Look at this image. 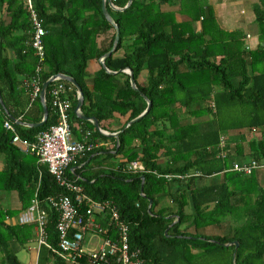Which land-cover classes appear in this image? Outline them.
I'll list each match as a JSON object with an SVG mask.
<instances>
[{
  "label": "trees",
  "instance_id": "16d2710c",
  "mask_svg": "<svg viewBox=\"0 0 264 264\" xmlns=\"http://www.w3.org/2000/svg\"><path fill=\"white\" fill-rule=\"evenodd\" d=\"M128 1L113 0L119 7ZM32 3L47 31L41 85L58 72L75 77L84 92V112L112 132L146 109L140 91L152 101L150 110L117 139L76 114L78 91L71 84L73 132H80L73 122L77 120L82 125L78 138L91 132L94 148L77 158L76 165L85 164L71 166L67 177L94 199L117 206L130 227L131 248L140 251L143 264H264V185L256 173L229 170L235 160L264 161V0L255 8L260 43L249 50L237 33L218 37L225 31L219 28L213 8L200 0H133L124 10L107 3L120 38L105 63L114 71L131 67L139 90L132 87L127 72L109 73L101 63L99 70H90L91 60L100 62L116 37L102 0ZM175 4L178 7H165ZM198 20L199 30L194 26ZM32 34L27 0H0L1 93L17 119L34 123L42 119L43 105L40 95L32 99L31 88L24 84L38 64ZM218 42H223L222 48ZM50 99L48 92L49 117L38 127L19 124L0 110V153L6 160L0 170V191H15L20 200L18 208L4 207L0 200V264H23L18 251L36 239L35 224L8 218L31 205L38 187L41 199L72 194L46 164L38 163L35 153L13 144L12 132L4 127L9 119L22 138L35 141L55 123ZM254 128L260 135H251ZM222 135L228 138L224 157L219 154ZM108 140L111 148L99 145ZM133 160L145 170L128 171ZM157 173L184 177L166 180ZM218 174L219 178L206 180ZM141 175H145L143 191ZM45 206L50 246H40L37 264H70L53 250L59 239V212ZM96 218L113 236L117 234L109 216ZM224 224L225 233H209V227Z\"/></svg>",
  "mask_w": 264,
  "mask_h": 264
},
{
  "label": "built area",
  "instance_id": "2783aa9c",
  "mask_svg": "<svg viewBox=\"0 0 264 264\" xmlns=\"http://www.w3.org/2000/svg\"><path fill=\"white\" fill-rule=\"evenodd\" d=\"M27 6L33 22V34L31 45L38 57L36 73L31 79H24V84L31 88L32 99L40 95L42 85L39 74L46 58L43 19L35 10L32 0H27ZM50 102L55 115V123L41 131L35 141L22 138L16 130L15 124L6 119L4 127L12 132V142L26 153H35L38 163L46 164L61 186H65L72 194H60L39 198L38 188L29 207L21 211L17 216L8 218L9 221L19 224H35L37 245V257L42 244H47L46 225L48 222L49 205L58 212L57 230L59 234L58 244L53 248L54 252L64 258L70 264H143L138 249H132L130 245V227L122 220L120 212L110 200L99 201L84 192L83 187L67 177V170L77 163V158L91 151L94 143L91 142V132H86L81 139L74 137L71 121V109L73 90L70 82L57 79L52 82ZM3 109L0 103V110ZM253 131H256L254 128ZM227 136L222 135L219 144V154L225 156ZM145 167L137 160L128 165L130 172H143ZM229 170L242 174L264 173V161L249 159L235 160ZM193 172L191 175H199ZM42 171L39 169V177ZM166 180L183 178L181 174L157 173ZM189 176V175H186ZM109 216L113 222L117 234L113 236L108 228L97 222V215ZM88 233L93 236H101V244L98 247L85 248L84 243ZM50 246V245H49Z\"/></svg>",
  "mask_w": 264,
  "mask_h": 264
},
{
  "label": "crops",
  "instance_id": "0c3cea01",
  "mask_svg": "<svg viewBox=\"0 0 264 264\" xmlns=\"http://www.w3.org/2000/svg\"><path fill=\"white\" fill-rule=\"evenodd\" d=\"M202 4L205 5H210L213 8V12L215 15L216 22L219 26L220 29L225 31V35L218 34V37H223L224 39L228 38L229 33H237L238 36L241 35L242 40L244 41V46L246 49H255L258 47V44L260 43V38L258 35V25L256 22V12L255 8L258 6V4L261 3V0H200ZM166 8H175L178 7L177 4L175 5H165ZM202 19V17L200 18ZM194 26L196 29L201 28V20H198L194 23ZM217 35V34H215ZM228 44L234 43V41L228 42ZM221 46L220 48L223 47V42H218L217 45ZM100 68V62L96 60H91L90 62V70L91 72H95L99 70ZM237 72V70H236ZM83 110V109H82ZM84 112V110H83ZM85 113V112H84ZM86 114V113H85ZM87 115V114H86ZM84 120V119H83ZM75 124V127L80 132H74V137L78 138V133L79 135L82 133V125L79 121L75 120L73 121ZM101 125V124H100ZM102 127V126H101ZM88 127H86L87 130ZM105 130V129H104ZM252 136H258L260 135V132L253 131ZM81 137V136H80ZM83 137V136H82ZM79 139V138H78ZM99 145L106 147V148H111L113 143L108 140V141H101ZM111 151V150H109ZM108 152V151H106ZM98 154L97 152L92 154V156H95ZM246 160H249L246 158ZM5 155L0 153V170L4 167L5 165ZM244 161V160H243ZM85 162H81L80 164H74L71 168H79L81 167ZM106 169L108 167H105ZM259 181L262 185H264V173L260 172L257 174ZM5 195H7L6 191H0V200L2 204V200L4 198H7ZM13 201L18 204L12 208H18L20 207V200L19 197L16 193V196H14ZM2 206L6 207L5 205L2 204ZM211 229V227L208 228V231ZM33 242V241H32ZM35 243V242H33ZM35 264V262H34Z\"/></svg>",
  "mask_w": 264,
  "mask_h": 264
},
{
  "label": "water",
  "instance_id": "95a60500",
  "mask_svg": "<svg viewBox=\"0 0 264 264\" xmlns=\"http://www.w3.org/2000/svg\"><path fill=\"white\" fill-rule=\"evenodd\" d=\"M133 0H129L128 3L124 6V7H119L117 5L114 4L113 0H102V9H103V13L105 15V17L115 26L116 28V37H115V40H114V45L113 47L111 48L110 51H108L107 53H105L104 55H102L100 58H99V61L100 63L102 64V66L104 67V69L109 72V73H118V72H127L130 74V82H131V85L132 87L135 89V90H139L138 86H137V82H136V79L134 77V71L131 67H126V68H123V69H120L118 71H114V70H111L107 67L106 65V58L112 54L113 51H115L117 45H118V42H119V38H120V35H119V25L116 23V21L114 20V18L112 17L111 13L109 12L108 10V6H107V3L114 9L116 10H124L126 9L128 6H130V4L132 3ZM57 79H62V80H66L68 82H70L71 84H73L76 88H77V91H78V100H77V105H76V108H75V111H76V114L81 118V119H84V120H90L91 122H93V124L95 125V127L102 133L108 135V136H113V137H116L117 139L119 138V135L120 133L126 128L128 127L130 124H132L133 122L137 121L138 119H140L144 114H146L151 106H152V101L149 99V97L140 91V94L145 98V100L147 101V107L146 109L140 114L138 115L137 117L131 119L130 121L127 122V124L124 126L123 129L121 130H118V131H108V130H104L101 125H100V122L98 120V118L96 116H88L86 115L83 110H82V105L85 101V96H84V92H83V89L81 87V85L77 82L76 78L71 76V75H68L66 73H63V72H58L56 74H53L52 76H50L42 85V89H41V92H40V99H41V102H42V105H43V117L40 121L38 122H34V123H31V122H24V121H21L20 119H17L10 111L9 109L6 107L5 103H4V99H3V96H2V93H1V89H0V103L3 107V109L5 110L6 114L11 118L13 119L14 121H16L17 123L19 124H23V125H27V126H30V127H38V126H41V125H44L45 122L47 121L48 117H49V109H48V102H47V90H48V87L50 84H52L53 81L57 80ZM119 148V144L117 146V149ZM116 149V150H117ZM115 150V151H116ZM141 178H142V185H141V190L143 191V185H144V180H145V175H141ZM143 195H145L143 193ZM153 203V200L152 199H149V205L151 206ZM168 230H166L167 232ZM233 243L236 244V247H238L239 245V242L238 241H234ZM233 264H235V261L233 262Z\"/></svg>",
  "mask_w": 264,
  "mask_h": 264
},
{
  "label": "rangeland",
  "instance_id": "374dc122",
  "mask_svg": "<svg viewBox=\"0 0 264 264\" xmlns=\"http://www.w3.org/2000/svg\"><path fill=\"white\" fill-rule=\"evenodd\" d=\"M220 175L216 176H209L206 178L207 181L215 180L219 178ZM7 195H5L7 198H4L2 201V204L5 205L6 207H14L17 202L15 203L13 201V197L16 196L15 191H6ZM228 229V225L224 224L222 228L216 227V226H211V229L209 230V233L214 234V233H225ZM101 236H93V234L88 233L86 236V240L84 243L85 248H92V247H98L101 244ZM34 242V241H33ZM29 243L26 247L20 249L18 251V258L23 264H34L36 260V255H37V245L36 243Z\"/></svg>",
  "mask_w": 264,
  "mask_h": 264
}]
</instances>
